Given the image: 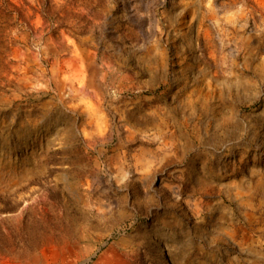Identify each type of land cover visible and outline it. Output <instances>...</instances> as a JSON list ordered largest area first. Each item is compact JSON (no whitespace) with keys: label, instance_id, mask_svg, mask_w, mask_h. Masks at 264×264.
<instances>
[{"label":"rangeland","instance_id":"rangeland-1","mask_svg":"<svg viewBox=\"0 0 264 264\" xmlns=\"http://www.w3.org/2000/svg\"><path fill=\"white\" fill-rule=\"evenodd\" d=\"M0 264H264V0H0Z\"/></svg>","mask_w":264,"mask_h":264},{"label":"bare ground","instance_id":"bare-ground-1","mask_svg":"<svg viewBox=\"0 0 264 264\" xmlns=\"http://www.w3.org/2000/svg\"><path fill=\"white\" fill-rule=\"evenodd\" d=\"M226 120H227V119H226ZM217 122H218V121H217ZM236 122H237V121H236ZM236 122H234V120H233L234 125H236V127L238 128V126H239L238 124H239V123L237 124ZM214 123H216V122H214ZM229 123H230V121H229ZM226 124H228V122H227V121H224V122H221V123L219 124V126H220V127H223V126H225ZM231 125H232V124H231ZM233 128H234V127H233ZM194 156H195V155H194ZM198 156L201 157L202 155H201V154H198ZM204 157H205V154H204ZM192 159H197V157H193ZM202 159H203V158H202ZM202 159H201V160H202ZM205 159H206V158H205ZM203 160H204V159H203ZM203 160H202V161H203ZM213 162L215 163V161H213ZM204 163H205V162H204ZM210 163H211V162H210ZM213 165H214V164H213ZM206 166H207V165H206ZM217 169H218V168H217ZM208 170H209V169H208ZM210 173L213 174V169H212V168H211V170H210ZM211 174H210V175H211ZM199 202H201L202 204H207V201H203V200L195 201L194 203H195V204H198ZM219 207H220V206H219Z\"/></svg>","mask_w":264,"mask_h":264}]
</instances>
